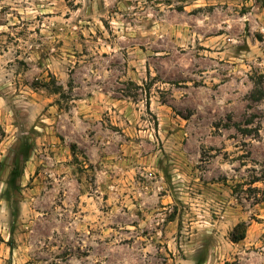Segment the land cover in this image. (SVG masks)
<instances>
[{
    "label": "rangeland",
    "instance_id": "1",
    "mask_svg": "<svg viewBox=\"0 0 264 264\" xmlns=\"http://www.w3.org/2000/svg\"><path fill=\"white\" fill-rule=\"evenodd\" d=\"M261 92L264 0H0V264H264Z\"/></svg>",
    "mask_w": 264,
    "mask_h": 264
},
{
    "label": "trees",
    "instance_id": "2",
    "mask_svg": "<svg viewBox=\"0 0 264 264\" xmlns=\"http://www.w3.org/2000/svg\"><path fill=\"white\" fill-rule=\"evenodd\" d=\"M256 93H257V90H254L253 94L255 95ZM263 97H264V92H261V95L256 96V99L257 100L262 99ZM256 181H260L262 183V185H263L262 190L264 191V170H262L259 180H256ZM246 230H247V225L245 223H243V222L238 223L234 227V229L230 235L231 241L235 243V242L243 240L245 237V234H246Z\"/></svg>",
    "mask_w": 264,
    "mask_h": 264
}]
</instances>
